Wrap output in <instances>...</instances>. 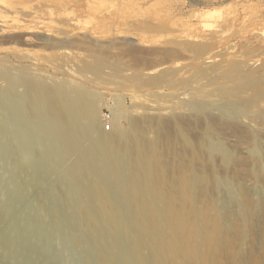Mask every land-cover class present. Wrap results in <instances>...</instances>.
Listing matches in <instances>:
<instances>
[{"label": "rangeland", "instance_id": "rangeland-1", "mask_svg": "<svg viewBox=\"0 0 264 264\" xmlns=\"http://www.w3.org/2000/svg\"><path fill=\"white\" fill-rule=\"evenodd\" d=\"M5 70L92 96L101 133L129 135L143 263L264 264V0H0ZM1 145L0 264L91 262L51 178Z\"/></svg>", "mask_w": 264, "mask_h": 264}, {"label": "bare ground", "instance_id": "bare-ground-1", "mask_svg": "<svg viewBox=\"0 0 264 264\" xmlns=\"http://www.w3.org/2000/svg\"><path fill=\"white\" fill-rule=\"evenodd\" d=\"M0 80L7 84L6 91L0 90L1 148L18 149L17 158L10 152L11 166L31 169L36 182L40 173L51 178L43 195L51 202L53 218L63 214L79 232L72 236L75 245L89 243L93 262L81 263L146 264L138 250L142 238L133 239L127 230L142 226L154 211L133 195V178L147 180V175H138L140 160L131 157L129 135L112 138L101 133L92 96L58 85L49 88L7 70L1 71ZM21 87L24 95L18 93ZM135 147L139 149L137 141ZM223 185L228 203L234 205L235 193ZM135 204L141 213L137 222L132 220Z\"/></svg>", "mask_w": 264, "mask_h": 264}, {"label": "built area", "instance_id": "built-area-1", "mask_svg": "<svg viewBox=\"0 0 264 264\" xmlns=\"http://www.w3.org/2000/svg\"><path fill=\"white\" fill-rule=\"evenodd\" d=\"M109 117V116H108ZM108 121V120H107ZM111 130V124H106L105 126V131H110Z\"/></svg>", "mask_w": 264, "mask_h": 264}]
</instances>
